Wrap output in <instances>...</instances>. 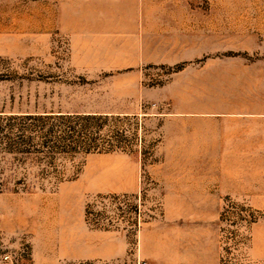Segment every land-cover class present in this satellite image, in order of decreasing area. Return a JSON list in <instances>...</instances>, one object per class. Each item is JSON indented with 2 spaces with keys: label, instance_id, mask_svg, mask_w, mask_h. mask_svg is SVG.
I'll return each instance as SVG.
<instances>
[{
  "label": "rangeland",
  "instance_id": "rangeland-1",
  "mask_svg": "<svg viewBox=\"0 0 264 264\" xmlns=\"http://www.w3.org/2000/svg\"><path fill=\"white\" fill-rule=\"evenodd\" d=\"M0 264H264V0H0Z\"/></svg>",
  "mask_w": 264,
  "mask_h": 264
}]
</instances>
